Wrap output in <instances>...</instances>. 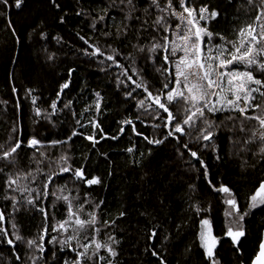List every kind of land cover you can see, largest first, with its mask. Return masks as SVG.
I'll use <instances>...</instances> for the list:
<instances>
[{"label": "trees", "instance_id": "obj_1", "mask_svg": "<svg viewBox=\"0 0 264 264\" xmlns=\"http://www.w3.org/2000/svg\"><path fill=\"white\" fill-rule=\"evenodd\" d=\"M55 3L58 8L52 0H22L17 8L16 0L7 4L0 0V152L9 150L17 140L21 142L10 158L13 163L0 159V211L5 215L0 227L7 230V237L0 235V264H71L76 252L83 251L80 245L91 244L93 239L115 249V257L104 248L98 254L112 264H161V260L165 264H209L199 240L200 221L205 218L219 238L215 249L218 264H250L264 231V205L249 207L251 195L264 180V153L260 152L264 141L259 139L264 130L259 123L234 111L206 113L213 124L211 140L201 138L206 127L201 119L193 126H184L183 134L168 136L172 129L165 126L167 113L162 109L146 111L148 101L141 107L139 101L146 93L143 89L133 91L135 85L122 74L127 69L133 80L142 79L153 93L162 89L167 73L156 70L163 63L162 55L159 50L149 53L147 48L154 43L153 37L159 40L164 34L153 24L163 13L151 6L150 0H133L134 8L127 0ZM160 3L164 6L167 0ZM189 3L218 12L207 28L228 40H235L236 30L251 22L261 7L260 0ZM173 4L177 10L179 0ZM170 23L174 28L178 21L170 18ZM213 40L221 42L218 37ZM140 47L145 51H139ZM96 48L104 55H91ZM109 55L123 67L106 59ZM134 70L138 76L133 75ZM251 70L264 79V73ZM65 83L68 87L61 91ZM53 102L56 109L51 107ZM254 103L261 108L249 110L247 115L264 116V98L258 94ZM168 106L176 116L173 123L182 122L186 115L183 101ZM129 120L131 124L125 123ZM74 131L78 134L72 136ZM93 133L98 143L86 139ZM31 138L41 143L30 147ZM157 139L163 143L148 142ZM249 140L252 142L246 143ZM65 156L66 161L61 159ZM62 167L83 169L86 178L99 177L101 183L89 186L76 179L73 171L61 173ZM28 172L33 175L27 180L7 187L9 176L22 177ZM53 173L59 174L48 184L47 197L36 198ZM221 185L231 189L239 214L247 213L243 221L238 213L225 215L232 211L225 200L232 197L215 190ZM24 188L36 191H22ZM61 195L69 197L81 219H89L88 214L94 212L99 232L92 228L79 235L72 228L52 231L68 218V203L56 198ZM11 197L15 198V209ZM28 198L34 199V204H28ZM229 226L242 227L245 233L236 245L226 235ZM45 227L48 233L41 253L27 241L40 244ZM153 231L155 237L151 236ZM17 234L23 239L16 241ZM69 235H77V239L67 245L59 243ZM109 237L118 243L112 244ZM7 239H13L14 244L9 245ZM93 250L94 246L90 247L89 254ZM154 251L158 255L154 256ZM84 264L107 261L93 257Z\"/></svg>", "mask_w": 264, "mask_h": 264}, {"label": "snow or ice", "instance_id": "obj_2", "mask_svg": "<svg viewBox=\"0 0 264 264\" xmlns=\"http://www.w3.org/2000/svg\"><path fill=\"white\" fill-rule=\"evenodd\" d=\"M3 3L7 4L8 0H2ZM123 2V0H122ZM249 3H253L254 0H248ZM22 0H16V7L21 6ZM52 3L58 8L59 5L52 0ZM129 5H133V0H127ZM151 6H154L159 12L163 13L159 15L153 24L156 26L157 31H162L164 34L157 40L153 37L154 43L151 47L147 48L149 53H159L162 55V65L158 67L157 71H162L167 73L166 82L163 84L162 89L158 90L156 93L150 91L146 82H137L132 79L131 75H128V70L124 69L123 75L127 77L129 81L135 85V89H143L146 93L144 99L139 101L141 107L145 106L146 101H148L147 109L163 110L167 113L165 126L171 127V131L168 132V136H172L174 133H184V126H193L197 119L203 120L206 127L201 131V138L203 140H211L214 132L209 131L213 127L211 121L206 117V113L215 114L217 112H238L245 120H256L260 129L264 130V116L258 115H247L249 110L255 111L261 108V104L254 103L256 96L254 93L259 94L260 97L264 98V79L257 78L254 75L253 70H259L264 73V0H260L261 7L258 9L256 14L251 17V22L246 23L242 27L236 30V39L228 40L223 35L219 33H213L208 30L207 22L209 20H214L218 17L219 13L216 11H210L206 5L195 7L189 3V0H179V11L173 4V0H167V3L162 6L160 0H150ZM170 18H175L178 23L173 28L170 23ZM201 21H205L204 25H201ZM147 23V21H145ZM95 25H93L94 27ZM172 33V36L169 33ZM174 37V38H173ZM214 37H218L224 43L213 44L212 41ZM83 39V38H82ZM87 42V41H86ZM139 51L144 52L145 48L140 47ZM180 53V55H178ZM91 55H104L99 48H96ZM151 58V57H150ZM106 59L113 61L117 67H123L120 65L115 56L109 55ZM153 63L155 64V59L153 58ZM164 65H170L171 67H164ZM242 66L244 70H241ZM133 75H139L135 70ZM170 77L171 79H168ZM170 84L172 85L170 87ZM68 84L65 83L61 86V91L67 88ZM29 90V94H30ZM132 93L129 92L130 96ZM99 97V93H97ZM182 100L184 103L183 111L186 113L185 118L182 122H176V116L170 110V104ZM33 103H35V97H33ZM52 109H56V103L53 102L51 105ZM100 104L96 103V109L99 111ZM36 114L39 115V109L36 110ZM159 119V115L155 117ZM228 119H233L231 116ZM79 123V121H77ZM93 123V127L99 128L98 124ZM127 124H131L132 121H125ZM158 127V125H156ZM133 130L135 128L133 126ZM243 130V128L241 129ZM123 132V129H121ZM77 132H73L72 136L77 135ZM139 134V133H137ZM256 137V133H253V138ZM103 138V137H102ZM115 139L116 137H112ZM71 139V137H69ZM86 139L93 142V144L98 143L95 133L87 136ZM145 139H148L145 137ZM167 139V136L165 137ZM259 139L264 141V131L259 132ZM149 143L161 144L163 140H148ZM252 142L251 140L246 141V143ZM41 142L35 138H31L28 141L30 147H36ZM60 143V142H53ZM21 147V142L19 140L9 149L0 152V159L13 163L14 161L10 159L13 154L17 152ZM187 147V145H185ZM0 149H3V145H0ZM129 152L133 149L129 148ZM260 152L264 153V146L260 148ZM192 157H197L196 152H191ZM62 160H67V157H61ZM203 165V161H201ZM3 169H0L2 172ZM37 171H41L37 169ZM73 171V175L76 179L84 181L87 185L100 184L101 181L99 177H92L90 179L85 177V172L83 169L72 170L70 167H62L60 172ZM59 173H53L47 176V180L44 183V191L38 192L37 197L41 196L47 197L49 194L47 192L48 184L52 182L53 176ZM33 174L28 172L22 177L17 176L13 178L9 176L7 178L6 184L8 188H12L13 185H17V181L20 179L27 180ZM205 175L207 176V169L205 166ZM35 179V177H33ZM15 190V189H14ZM217 192L227 194L229 197L225 200V203L229 206L232 211H226L225 215L231 217L233 212L240 213L239 206L236 199L231 193V189L226 185H221L219 188L215 189ZM22 191H36L35 189L24 188ZM62 191V190H61ZM56 195V193H52ZM7 198V197H6ZM57 199H62L68 203V218L62 222H58L57 225L52 227V231H63L68 232L69 228H72L79 235L80 231L87 228H92L97 233L99 228H96L97 216L96 214L89 213V219H81L77 211L73 210V206L69 197L66 195L56 196ZM13 199V208H16V201ZM34 199L28 198V204H34ZM100 203H103L101 201ZM260 205H264V180L260 181L259 186L255 189L254 193L250 197V208H256ZM99 207V205H97ZM83 205H81V209ZM40 211L47 218V212L43 208ZM199 212L200 209L197 208ZM121 216L123 213L120 214ZM247 213L239 214V220L243 221L244 216ZM5 220V215L0 211V224ZM15 228V225H12ZM200 247L204 249L206 258L209 260V264H218L215 259V249L219 243V238L214 235L212 223L209 219H201L200 221ZM48 233V228L43 229V234L39 237L41 243L37 244L36 240H29L27 244L29 247L35 245L38 250L42 253L44 251L43 239L44 235ZM0 235L7 237V230L0 227ZM77 235H69L65 240L59 241L62 245H67L70 241L77 239ZM226 235L231 238L234 245L239 243L240 237L245 235L242 227L234 229L233 227H228L226 230ZM152 237L156 236V232L151 233ZM23 238L20 235H15V240L19 241ZM53 240H56L53 237ZM112 244L118 243L114 237H109ZM52 241H49L51 243ZM9 245L14 244L13 239H7ZM94 246V250L89 254L90 247ZM83 251L76 252V258L71 261V264H84L85 259L91 260L96 257L98 261H107V264H112L111 260H107L104 256H99V251L104 248L109 256L115 257L117 252L111 246V244L101 243L95 239L91 241V244L80 245ZM73 251H76L73 249ZM154 256L158 255L155 251L152 253ZM19 259V257H17ZM65 264H69L65 261ZM161 264H165L161 260ZM251 264H264V239H261L258 245V251L255 253Z\"/></svg>", "mask_w": 264, "mask_h": 264}, {"label": "rangeland", "instance_id": "obj_3", "mask_svg": "<svg viewBox=\"0 0 264 264\" xmlns=\"http://www.w3.org/2000/svg\"><path fill=\"white\" fill-rule=\"evenodd\" d=\"M179 10H180V9H179V7H178L177 11H179ZM200 23H201V25H203V24H205V21H201ZM173 38H174V37H173ZM212 43H213V44H221V43H224V41H221V42H219V43H215V41L213 40ZM178 55H180V53H178ZM237 67H240L241 70H244L242 66H237ZM254 95L257 96L258 94H257V93H254Z\"/></svg>", "mask_w": 264, "mask_h": 264}, {"label": "water", "instance_id": "obj_4", "mask_svg": "<svg viewBox=\"0 0 264 264\" xmlns=\"http://www.w3.org/2000/svg\"><path fill=\"white\" fill-rule=\"evenodd\" d=\"M261 239H264V231L262 232ZM260 241H261V240H260ZM257 251H258V249H257ZM251 261H252V260H251ZM250 264H251V262H250Z\"/></svg>", "mask_w": 264, "mask_h": 264}]
</instances>
